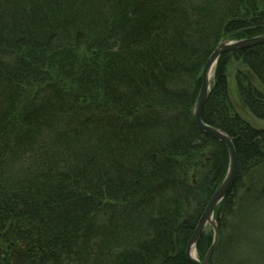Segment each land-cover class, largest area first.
Here are the masks:
<instances>
[{"label":"trees","instance_id":"obj_1","mask_svg":"<svg viewBox=\"0 0 264 264\" xmlns=\"http://www.w3.org/2000/svg\"><path fill=\"white\" fill-rule=\"evenodd\" d=\"M228 33L264 34V0H0V264H192L184 250L229 152L192 120L191 78ZM229 56L264 85V43L220 55L203 108L234 137L245 172L218 208L215 252L219 264H264V176L252 173L264 165V129L233 108ZM243 75L242 96L264 119V91ZM207 146L201 197L176 153ZM245 198L254 209L236 213ZM212 236L202 232L201 258Z\"/></svg>","mask_w":264,"mask_h":264},{"label":"rangeland","instance_id":"obj_2","mask_svg":"<svg viewBox=\"0 0 264 264\" xmlns=\"http://www.w3.org/2000/svg\"><path fill=\"white\" fill-rule=\"evenodd\" d=\"M246 38V37H244ZM248 38V37H247ZM241 37L239 38H236L235 36H233L231 33H228V34H225V36L223 38H220L218 40V42L216 43L215 47L213 48V50H211V53L210 55L212 54V52H214L216 50L217 47H220L221 44H224V43H228V42H232V41H235V40H240ZM238 50V49H237ZM240 50V49H239ZM232 53V52H236V50H230V51H226V53ZM222 54V53H221ZM209 55V56H210ZM209 58V57H208ZM207 58V59H208ZM230 58V65H229V69H228V76H227V82H228V89H229V95H230V99H231V102H232V105H233V108L234 110H236L240 115L241 117L247 122L249 123L251 126H255L259 129H264V119L262 118H259L258 116H256L255 112H253L249 106L246 104V101L244 100L243 96H242V93H241V87L244 86V82H245V79L244 81H242V78L244 77L243 74L247 73L249 75V79L251 81V83H253L255 86H257L258 88H260V90H263L264 91V85L262 83H260V80L257 78L256 75H253L250 70H248L243 64L241 61L239 60H236L234 59L233 56H229ZM233 58V59H232ZM219 57H218V63H219ZM207 61V60H206ZM203 65H199V68H198V72H197V78L194 79V78H191V83L193 82V85H194V82L196 83V85H194V87L192 88V90L190 89V91L194 94L197 93L196 97H194V101L191 105V107H188V109L190 110V113H191V117H192V120H193V115H192V110L195 106V103L197 101V98H198V94H199V91H200V83H201V74H202V69H203ZM218 66V65H217ZM217 66H215L214 68V72H213V75L210 79V87H209V92H211V88H213L217 82V76H216V69H217ZM200 69H201V72H200ZM249 73H251L252 75H250ZM242 82V83H240ZM190 83V84H191ZM189 84V86H190ZM197 86V87H196ZM241 86V87H239ZM101 91L103 92V90L101 89ZM181 109L178 107L177 108V112H179ZM194 121V120H193ZM195 123V122H194ZM205 123H207L205 121ZM196 124V123H195ZM209 124V123H207ZM212 125V124H211ZM198 127V125H197ZM199 128V127H198ZM232 137V136H231ZM214 138V137H213ZM215 140H217L216 138H214ZM221 143H223L222 141L220 140H217ZM234 142V137H233V140ZM224 144V143H223ZM199 144H197L198 146ZM225 145V144H224ZM235 147H236V144L234 143ZM226 146V145H225ZM226 148L228 149V147L226 146ZM170 149V148H169ZM229 152V150H228ZM213 153H214V150L212 149V147L210 146H207V149H206V152L203 153L201 150L197 149L193 152H191L188 157L186 158L184 155L181 156L180 153H176L177 154V160H180L182 162L181 164V173H180V177L184 176L185 179L191 183L192 185H194V188H197V191H199V193L197 192V196H201V191H200V188L202 185L201 184V179L204 178V176L207 174V169H209V163L211 162V157L213 156ZM170 158L172 160H169L168 162H176L177 160L175 159V155L173 154H170L168 153L166 158ZM186 158V159H185ZM174 159V160H173ZM229 159H230V153H229ZM167 162V163H168ZM230 162V160L228 161V163ZM176 166H177V162H176ZM228 167H229V164H228ZM228 167H227V170H228ZM252 173L254 174V176L256 177H260V176H264V165L263 166H258V167H252ZM257 169H261L260 171H257ZM172 170V169H171ZM239 171L243 172V170L241 169V167L239 168V160H238V169H237V174L236 176H239L238 173ZM226 170H225V174L222 178V181L226 175ZM245 173V172H243ZM241 174L240 178L239 179V182L238 183V187H237V190L235 192V198L240 196V197H243L245 196V194L243 193L247 187V183H246V180H247V177L245 176V174ZM169 174L171 175V171L169 172ZM204 181V180H203ZM221 181V182H222ZM203 183V182H202ZM177 187H179V192L183 195L184 192H183V188L181 187V185L179 184ZM199 189V190H198ZM232 189V187H231ZM201 192V193H200ZM230 192V191H229ZM228 192V194H229ZM227 194V195H228ZM227 195L224 197L226 198ZM181 196V195H180ZM106 197V196H105ZM192 200V197L187 201V203L191 202ZM235 200V199H234ZM105 202H109L110 201V198H105L104 199ZM118 200L114 201V202H117ZM193 201H195L193 199ZM248 201V199L246 200L243 199V200H238L237 199V202L234 203L235 205V208L234 206H232L234 208V211L237 213V210H239L241 208L240 211H251L252 209L248 208L250 206H246V202ZM113 202V203H114ZM224 199L218 203L215 211H214V216H215V219H216V223L218 224V242H217V245L219 244V242L221 241V238L223 236V230L221 229V226H220V217H219V213L221 212L220 208L221 205H224ZM179 204V203H178ZM190 204V203H189ZM192 204H195V203H192ZM197 207H199L198 205V202H197ZM204 211V210H203ZM262 211V216L264 214V206H263V209L261 210ZM190 213V214H189ZM194 214L193 212V209H191L190 207H188V210H187V213H184L182 216V221H184L186 223V220L188 221H191V217L194 216L192 215ZM222 215V214H221ZM264 217V216H263ZM175 220V217H171L169 218V220ZM193 219V218H192ZM229 220V219H228ZM199 222V221H198ZM197 222V224H198ZM158 230V229H157ZM203 232L206 230V231H211V233L214 235L215 234V227H213V225L210 223V222H207L205 223V225L203 226ZM161 232V239H163L164 241H161L162 244H169L170 243V238L169 236L171 235V232L170 230L166 229V230H161V231H157V233ZM163 233V234H162ZM165 236V237H162V236ZM213 238V236H212ZM260 239H261V243H260V247L262 248V250L260 249L259 251L260 252V256H261V259L264 260V227L262 228V232L260 234ZM221 243V242H220ZM166 244V245H167ZM211 245V244H210ZM220 245V244H219ZM169 245H167L164 249H168ZM210 248V246H209ZM208 248V250H209ZM175 249V246L173 248V250ZM257 249V247H256ZM163 250V251H165ZM158 251L160 252L161 254V248H158ZM175 251H182V249H175ZM197 253H198V257H200V254H199V250L198 248L196 249ZM208 252V251H207ZM184 254L187 258L188 261H190L187 257V246L184 250ZM240 255H243V254H240ZM218 257H219V252H215L213 251L212 254H211V263L212 264H219V260H218ZM200 259H203L200 257ZM191 262V261H190ZM223 264H225L224 262H222Z\"/></svg>","mask_w":264,"mask_h":264},{"label":"water","instance_id":"obj_3","mask_svg":"<svg viewBox=\"0 0 264 264\" xmlns=\"http://www.w3.org/2000/svg\"><path fill=\"white\" fill-rule=\"evenodd\" d=\"M262 43H264V34L221 44L220 47H217L216 50L212 52L202 69L200 91L195 106L192 110L193 120L202 131L206 132L217 140L222 141L228 147L230 153V163L223 181L217 187L211 199L209 200L192 237L187 243V257L194 264H212L210 258L218 242L219 228L218 224L216 223L214 211L218 203H220L224 199V197L231 190V187H233L238 169V156L236 147L234 145V142L232 141L233 137H231L226 131L222 130L221 128L211 124H207L203 120V108L209 96L208 91L210 90V71L213 66L212 61L215 58H218L221 53H224L226 51L243 49ZM207 222H210L213 227H215V234L213 235V240L208 252L206 253L204 259L201 261L199 260V258L192 257L190 255V252L192 248L196 246L203 231V226Z\"/></svg>","mask_w":264,"mask_h":264},{"label":"bare ground","instance_id":"obj_4","mask_svg":"<svg viewBox=\"0 0 264 264\" xmlns=\"http://www.w3.org/2000/svg\"><path fill=\"white\" fill-rule=\"evenodd\" d=\"M224 53H226V52H224ZM220 58V57H219ZM218 58H215L213 61H212V64H213V66H212V68H211V74H210V79H211V77H212V75H213V72H214V68H215V66H217L218 65ZM191 254V256L192 257H195V258H197L198 257V253H197V251L196 250H193V251H191L190 252Z\"/></svg>","mask_w":264,"mask_h":264},{"label":"clouds","instance_id":"obj_5","mask_svg":"<svg viewBox=\"0 0 264 264\" xmlns=\"http://www.w3.org/2000/svg\"><path fill=\"white\" fill-rule=\"evenodd\" d=\"M225 131V130H224ZM228 133V132H227ZM228 134H230V133H228ZM230 136H232L231 134H230ZM233 137V136H232ZM234 143H235V139H234ZM237 150V149H236Z\"/></svg>","mask_w":264,"mask_h":264}]
</instances>
